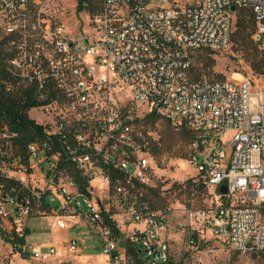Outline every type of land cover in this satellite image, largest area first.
Listing matches in <instances>:
<instances>
[{
	"label": "built area",
	"instance_id": "1",
	"mask_svg": "<svg viewBox=\"0 0 264 264\" xmlns=\"http://www.w3.org/2000/svg\"><path fill=\"white\" fill-rule=\"evenodd\" d=\"M56 1L0 0L16 85L33 86L40 103L32 108L44 113L31 117L42 129L26 156L14 151L19 132L0 126V227L22 234V217L39 211L44 195L48 210L40 214L75 231L60 248L34 247L35 259L187 264L174 259L166 236L170 210L148 195L155 165L141 125L156 112L194 132L190 162L209 196L186 209L191 243L207 233L240 253L264 255V89L251 76L191 77L195 50L230 47L236 9L253 11L264 44V0H100L76 34L55 13ZM87 243L97 254L86 253Z\"/></svg>",
	"mask_w": 264,
	"mask_h": 264
},
{
	"label": "rangeland",
	"instance_id": "2",
	"mask_svg": "<svg viewBox=\"0 0 264 264\" xmlns=\"http://www.w3.org/2000/svg\"><path fill=\"white\" fill-rule=\"evenodd\" d=\"M199 1L182 0L181 2L196 3ZM55 4L53 2L51 4L55 6V13L70 33L83 32L89 27L87 23L91 12L89 10L78 11L76 0H60ZM244 12L249 11L244 10ZM239 16V11H236L232 19V30L236 28ZM1 32L3 33L2 29ZM256 33L257 25L251 23L245 36V44L242 47L235 45L231 40L230 47L223 51L195 50L192 62L196 71L198 73L201 71L200 75L203 79L209 80L240 79L251 76L254 88L264 89V73L255 71L251 64L254 56L259 59L264 54V44L256 43ZM202 56L208 57L205 63L200 61ZM203 64L204 67H202ZM143 111V108L135 106L137 114H144ZM29 114L33 118H41L44 113L42 110L32 108ZM141 127L145 133L150 135V141L153 140L154 144L167 147V141L173 142L171 150L166 149L160 156L155 155L153 161L155 165L154 182L158 184L161 195L164 197L163 207L170 210L166 236L171 245L174 259L187 264H264V258L259 254L240 253L226 247L219 238L207 233H198L196 244L191 243L186 209L190 206H202L207 202L209 196L208 189L207 192L204 189L192 190L202 178L190 162L191 142H185L182 137L178 136L175 133L178 130L164 117H160L154 122L147 118L142 122ZM1 166L3 169H8L7 163L4 165L1 163ZM35 181L38 183L37 178ZM190 181L195 184L188 185ZM176 184L182 186L175 187ZM37 213L33 212L28 218L25 215L21 219V226L27 225L30 229L26 244L22 249L14 251L13 245L0 235V264H54L53 259L45 262L33 258L31 256L33 248L41 246L43 250L48 251L50 244L60 248L61 246L57 245L58 241L74 235L75 229L59 228L56 226L53 215ZM81 236L85 235L81 234ZM88 246L89 243H87ZM86 253L97 254V250L86 248ZM102 259V256H95L97 261H102Z\"/></svg>",
	"mask_w": 264,
	"mask_h": 264
},
{
	"label": "trees",
	"instance_id": "3",
	"mask_svg": "<svg viewBox=\"0 0 264 264\" xmlns=\"http://www.w3.org/2000/svg\"><path fill=\"white\" fill-rule=\"evenodd\" d=\"M99 2L100 0H79L77 10H89L91 13H93L99 9ZM244 10H248L249 12H244ZM236 11H239L240 16L237 19L236 28L231 32V40L235 45H239L242 47L245 44V36L249 25L251 23L256 24V21L254 13L250 8H239L236 9L234 13H236ZM257 42L259 41H256V43ZM203 50L213 52L208 49ZM14 56L15 50L9 42L8 35L3 34L0 28V126L7 125L11 130L19 132V137L15 141L14 151L16 154L20 150L21 154L23 156H26L27 143L35 139L40 134V131L42 129V127L37 124L29 114V110L36 104L40 103V101L37 99V94L33 86L16 85L17 80L10 69L9 62L10 59H12ZM207 58L208 57L202 56L200 61H203L205 63V60ZM251 64L255 71L264 73V54L259 59L254 56L251 60ZM202 67H204V64L202 65ZM200 74L201 71H199L198 73L192 62L191 77L193 79H203ZM7 83H13L15 87H17L14 90H9L7 89ZM145 116L146 119H152L153 122L161 117L156 112H150ZM144 117L142 118V122L146 120L144 119ZM174 127L178 130V132H174L178 134V136L182 137L185 142L192 141V138L194 136V132H192V130L187 128L185 125H182L181 127ZM172 143L167 141V147H163L162 145L160 146L158 144H154V141L152 140L151 153L153 155V158L155 159V155L160 156V154L163 153L166 149L171 150L173 148ZM201 178L202 180L198 184L192 183L190 181L188 185L191 186L195 184L192 190L204 189L205 192H207L206 181L203 176H201ZM174 186L179 187L182 185L176 184ZM9 187L14 188V190H17V192H20L22 194L27 193V191L24 190L23 186L19 185L17 182H11L9 184ZM148 195L153 206L160 209H166L163 207L165 204L164 197L161 195L160 188L158 187V184H156V182H154V184L149 187ZM32 202L34 205H36V200L34 198H32ZM37 206L39 211L48 210L44 195L40 200H38ZM39 211H36L38 212L37 214H40ZM29 231L30 229L27 225L24 227L22 234H19L16 230H13L12 232H6L0 227V235L5 241L10 242L13 245L14 251H18L24 247ZM261 256L264 258V255Z\"/></svg>",
	"mask_w": 264,
	"mask_h": 264
},
{
	"label": "water",
	"instance_id": "4",
	"mask_svg": "<svg viewBox=\"0 0 264 264\" xmlns=\"http://www.w3.org/2000/svg\"><path fill=\"white\" fill-rule=\"evenodd\" d=\"M232 9L235 10L236 7L233 6ZM222 191H224V192L227 191V182H224V184L222 185Z\"/></svg>",
	"mask_w": 264,
	"mask_h": 264
},
{
	"label": "crops",
	"instance_id": "5",
	"mask_svg": "<svg viewBox=\"0 0 264 264\" xmlns=\"http://www.w3.org/2000/svg\"><path fill=\"white\" fill-rule=\"evenodd\" d=\"M63 242H64V240L58 241L57 245L61 246ZM87 248L94 249V245L89 244V246Z\"/></svg>",
	"mask_w": 264,
	"mask_h": 264
}]
</instances>
